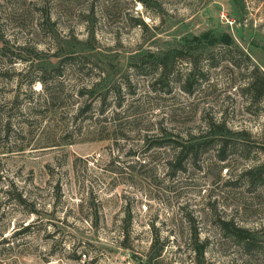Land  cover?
Returning <instances> with one entry per match:
<instances>
[{
    "label": "rangeland",
    "instance_id": "rangeland-1",
    "mask_svg": "<svg viewBox=\"0 0 264 264\" xmlns=\"http://www.w3.org/2000/svg\"><path fill=\"white\" fill-rule=\"evenodd\" d=\"M175 51L154 81L148 62ZM60 60L44 114L33 80ZM188 69L191 94L180 90ZM255 77L260 102L244 92ZM91 83L93 99L74 104ZM210 119L242 134L227 139L228 160L203 147L173 172L180 145ZM262 145L264 0H0V249H11L0 264H137L155 238L160 264H190L194 236L206 240L202 264H264V185L238 177ZM222 219L257 229L254 246L221 234Z\"/></svg>",
    "mask_w": 264,
    "mask_h": 264
},
{
    "label": "trees",
    "instance_id": "trees-1",
    "mask_svg": "<svg viewBox=\"0 0 264 264\" xmlns=\"http://www.w3.org/2000/svg\"><path fill=\"white\" fill-rule=\"evenodd\" d=\"M219 43L221 45H228L230 43L229 37L224 34L222 38L219 39ZM73 53V52H71ZM179 52L175 51V54H169V53H163L161 55L155 56L154 61H150L149 65L154 68L152 72H156L155 76L153 78L154 81L156 80H162L167 74L168 71L173 67L174 65V59L177 57ZM180 55V54H179ZM87 55L85 53L80 54H68L66 59H73L71 57H77V58H83ZM153 56V55H150ZM180 59H183L184 62H189L188 58H186L183 54H181ZM187 60V61H186ZM62 60H60L56 65L48 68L42 67L40 68V72L33 81H38L41 84V88L38 92L33 91L34 93H38V95H41V102H39L38 105L40 108L44 109V114L50 112L49 110L53 108V104H55V101L58 99L59 92H55L56 85L57 84V78L64 75V69L62 65ZM81 62V61H80ZM68 66H74L75 62L68 61ZM190 63V62H189ZM217 62H213L210 65L214 66ZM141 64H135L134 67L138 68ZM190 65V64H189ZM67 66V65H66ZM67 66V67H68ZM66 67V69H67ZM63 68V69H62ZM1 73H4V71ZM261 83V78H258ZM256 77L251 78L248 80V82L244 85V92L247 93L250 98V102H260V100L263 98V94L261 92V85L259 84V80ZM31 83V82H30ZM193 84H195V79L192 74L191 69H188L186 74L183 76V78L180 80V90L186 94L192 93V87ZM94 87V83L91 84H82L79 85V87L74 90V97H72L74 104L77 103L83 96H86V98L90 97L92 98V91ZM30 88V87H29ZM107 95V92L104 91L102 95V100H104V97ZM118 95L114 94L113 98L115 100V106L118 108L121 105V101L118 98ZM117 99V100H116ZM90 106L86 104H82L79 108L76 109L75 114L73 115L75 120L78 116H80L82 113H85L89 109ZM30 107H28L29 111ZM33 109V108H32ZM88 112V111H87ZM103 109H100V114H102ZM90 115V114H89ZM88 115V116H89ZM116 116L118 114H115ZM87 116V115H86ZM89 118V117H86ZM4 123V128L8 127L10 124V119L6 118ZM204 131L203 133L196 135L194 137H191L188 139V142L186 145L182 146L180 145L176 156L174 158V171L176 170H182L181 162L184 160L183 158H186V156H194L193 158H196V155L199 154L201 151V148H214L216 159L220 162H226L228 160V155L226 154V144L227 139L241 136L242 134L239 132H232L231 130L227 129L224 125V122L222 120L216 121V120H207L204 121ZM3 133L6 134L5 136L8 137V132H6L3 129ZM71 144V143H69ZM153 144H161V143H153ZM177 145V143H175ZM179 146V145H177ZM260 151L262 152V159L257 164L250 165L246 168H244L241 172H239L240 178H244L246 183L249 187H254L257 185H264V145L260 147ZM225 168V167H224ZM19 200V199H18ZM30 214H35V211L30 212ZM32 223H27L25 226L21 225L17 231H15L12 235V237H17L21 234L26 233L30 229ZM221 234L225 236H229V238H233L236 240L237 243H240L245 248H252L256 241V235L258 233L257 229H245L242 227H239L237 225H234L229 220H220L219 226L217 227ZM7 231L6 227L0 228V245L7 242L6 237H3V234H5ZM158 241L155 239L151 240L148 246L147 251L142 255V258H136L137 264H160V262L163 260L164 257V243H157ZM123 248H128L124 244H120ZM190 245V254L192 256L190 264H202L204 253L206 250V240L198 241V239L194 236L192 240L189 241ZM9 249H0V257L5 256L8 253H3L4 251H9ZM77 260H80L79 257H77Z\"/></svg>",
    "mask_w": 264,
    "mask_h": 264
}]
</instances>
